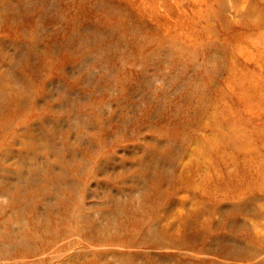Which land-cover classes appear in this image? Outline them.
<instances>
[{"label": "rangeland", "instance_id": "rangeland-1", "mask_svg": "<svg viewBox=\"0 0 264 264\" xmlns=\"http://www.w3.org/2000/svg\"><path fill=\"white\" fill-rule=\"evenodd\" d=\"M126 261L264 264V0H0V264Z\"/></svg>", "mask_w": 264, "mask_h": 264}, {"label": "bare ground", "instance_id": "bare-ground-1", "mask_svg": "<svg viewBox=\"0 0 264 264\" xmlns=\"http://www.w3.org/2000/svg\"><path fill=\"white\" fill-rule=\"evenodd\" d=\"M160 219H158V222L160 221ZM147 223L148 225L145 226L144 234L141 236H139L142 232V231L140 232V230H138L136 233L133 234L136 237L128 238L126 236L127 233H125V235L122 236L120 235V232H119L121 227H116V230L113 232V234L111 236H108L106 240L108 242L120 241L122 243H125L128 246H134L136 244H144V245L149 244V245H158V246L174 248L175 241L172 238H169L168 236L170 228H171L169 225L161 226V227L157 226L155 228L153 225L151 226L150 224L151 219H148ZM120 264H132V263H128L126 261V263L121 262Z\"/></svg>", "mask_w": 264, "mask_h": 264}]
</instances>
